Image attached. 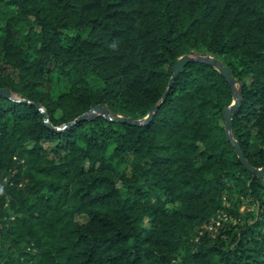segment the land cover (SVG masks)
<instances>
[{"label": "trees", "instance_id": "obj_1", "mask_svg": "<svg viewBox=\"0 0 264 264\" xmlns=\"http://www.w3.org/2000/svg\"><path fill=\"white\" fill-rule=\"evenodd\" d=\"M184 55L231 69L233 137L263 167L264 0H0V88L13 93L0 94V264H21V242L39 264H264V177L229 139L235 94L216 67L188 62L147 124L58 129L100 104L146 117ZM53 74L68 83L56 97L42 86ZM222 210L232 222L206 228Z\"/></svg>", "mask_w": 264, "mask_h": 264}, {"label": "water", "instance_id": "obj_2", "mask_svg": "<svg viewBox=\"0 0 264 264\" xmlns=\"http://www.w3.org/2000/svg\"><path fill=\"white\" fill-rule=\"evenodd\" d=\"M190 61H199V62L207 63V64H210V65L216 67L220 71V73L223 75V77L226 79V81L229 83V85L231 86V88L235 94V101L232 105L226 107L224 109V112H223V118L226 122L225 126H226V129L228 131L229 139L235 145L237 155H238L240 161L242 162V164L252 173L259 175L261 177H264V166L261 168H257V167L252 166L249 163V161L247 160V157H246L240 143L233 137L232 113L240 106V102H241V97H240L238 89H237L236 79L233 77L231 69L229 67L225 66L222 63V61H220L216 57L209 56V55H199V56L184 55V56L180 57L177 60V62L174 64V73L170 79L169 87H168L167 91L165 92V94L163 95L162 100L160 101V103H158L157 105H155L152 108V110L150 111V113L146 117H144L142 119L136 120V119H127V118L122 117V116H112L111 111L108 109V107L103 105V104H100V105H97V106L93 107L92 109L88 110L86 113L81 115L75 121L68 123L66 125H63L62 127H59L58 129L70 127L71 125H75V124H77L83 120L94 118L97 115L109 116L112 120L125 122V123L131 124V125H143V124L149 123L150 120L153 118L155 112H157V110L159 109V107L161 106L163 101L165 100V98L169 92V89L172 87V84H173L175 78L181 72L184 71L187 63ZM0 94L5 96V97H8V98H12V95H13L11 89H9V88H0ZM34 104L39 110H41L43 112L48 125L52 126L51 123H49L47 111L42 107L41 103L35 102Z\"/></svg>", "mask_w": 264, "mask_h": 264}, {"label": "rangeland", "instance_id": "obj_3", "mask_svg": "<svg viewBox=\"0 0 264 264\" xmlns=\"http://www.w3.org/2000/svg\"><path fill=\"white\" fill-rule=\"evenodd\" d=\"M43 88H45L46 90H49L52 93L53 97H56V95H58L60 92L67 90L68 89V83L65 79H63L62 77L58 76L57 74H53L49 77L46 78V80L44 81V83L42 84ZM55 143L54 142H48L45 141L43 143V145L50 149ZM130 161V159H129ZM21 164L23 163V161L20 162ZM120 170H126L129 171L130 170V166H129V162L128 163H124L121 164L119 166ZM15 171H13V173H15ZM8 176L3 179V181L0 180V194L4 193L6 191V185L8 182ZM249 207H247L246 205H243L241 207V211H246L248 210ZM77 220L80 222H83L86 220V216L84 215H80L77 216ZM232 222V219L229 218V216L227 215L226 211H220L211 221L210 224H208L206 226V228H208L211 231H218L219 228L223 227L225 224ZM145 225L147 228L151 227V220L149 218H147L145 220ZM16 240H15V236L14 234L10 237L9 239V243L12 245V247L14 246ZM18 243V242H16ZM1 244V241H0ZM26 242H21L18 243V248H13V252L14 254H16L17 258H20V263L21 264H39L38 260H36L35 258H37V255L39 253V250L37 248H28L30 249L29 251V255L28 256H21V250L25 247ZM12 253V252H11ZM18 262V261H17Z\"/></svg>", "mask_w": 264, "mask_h": 264}]
</instances>
